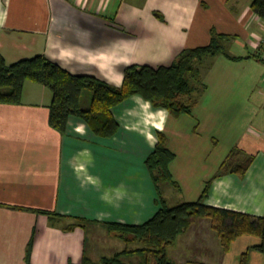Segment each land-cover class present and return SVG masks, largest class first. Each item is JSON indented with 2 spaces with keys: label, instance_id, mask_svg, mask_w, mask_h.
<instances>
[{
  "label": "crops",
  "instance_id": "1",
  "mask_svg": "<svg viewBox=\"0 0 264 264\" xmlns=\"http://www.w3.org/2000/svg\"><path fill=\"white\" fill-rule=\"evenodd\" d=\"M205 1L206 6L201 0H0V52L9 64L42 54L73 74L116 86L128 65H170L184 48L209 43L213 31L248 49L231 55L261 52L264 19L253 0ZM223 55L211 74L201 67L208 88L195 92L193 114L176 117L134 95L114 108L120 129L111 138L97 136L77 117L70 118L65 134L54 128L53 94L42 83L27 81L20 104L0 103V264H81L85 254L99 260L126 248L106 223L140 224L159 209L146 165L158 131L176 153L170 168L185 201L200 197L235 146L254 154L245 176L216 177L205 201L264 215V64L257 57ZM236 66L256 70L249 83L250 113L238 102L249 84L234 78ZM251 127L257 132L250 133ZM167 183L159 184L166 201ZM71 223L76 227L67 229ZM259 242L245 234L223 252L203 218L178 236L168 254L177 264H240L241 254ZM104 244L121 249L106 254L100 250ZM249 264H264V254L252 250Z\"/></svg>",
  "mask_w": 264,
  "mask_h": 264
},
{
  "label": "trees",
  "instance_id": "2",
  "mask_svg": "<svg viewBox=\"0 0 264 264\" xmlns=\"http://www.w3.org/2000/svg\"><path fill=\"white\" fill-rule=\"evenodd\" d=\"M201 3L205 6L207 4L205 0H201ZM252 8L264 19V0H253ZM228 36L213 31L209 43L184 48L170 65L130 64L125 68L121 86L94 75L73 74L42 54L9 64L0 52V103L20 104L27 81L42 83L53 94L49 122L54 128L65 134L70 118L77 117L84 120L101 138H111L118 133L120 124L113 110L134 95H140L154 107L164 108L176 117L185 113L193 114L197 98L191 94L202 93L208 88L201 70V64L207 56L225 54L233 60L257 57L262 61L261 52L246 56L231 55L224 44L225 40H230L225 39ZM87 91H90L91 97L85 103ZM187 95L191 97L185 100ZM157 137V144L147 157L146 165L158 188L159 209L150 219L140 224L106 223L111 232L126 242V248L99 260L85 254L81 264H130L124 261V257L133 255L140 256L139 262L135 264H177L170 259L168 248L176 243L181 233L203 218L210 220L223 252L230 251L233 242L242 235L253 234L260 238L259 243L249 246L241 254L240 264H249L252 250L264 254V215L218 207L205 201L216 177L228 173L245 176L255 155L238 147L233 148L218 172L206 180L197 200L170 206L162 196L159 184L168 182L180 188L170 168L176 153L168 147V137L164 131H158ZM242 153L244 155L240 156ZM37 211L55 216V213L49 211ZM79 224L85 226L83 222ZM76 225L71 223L67 229H73ZM132 244L137 245L132 247ZM31 251L32 245L28 248V260Z\"/></svg>",
  "mask_w": 264,
  "mask_h": 264
},
{
  "label": "rangeland",
  "instance_id": "3",
  "mask_svg": "<svg viewBox=\"0 0 264 264\" xmlns=\"http://www.w3.org/2000/svg\"><path fill=\"white\" fill-rule=\"evenodd\" d=\"M234 38L235 37H233L230 40L225 41V45L227 47V50L230 53H232V54L233 53L240 54V52H243L244 53V50H248L247 48L244 49V48H239V46H236V44H234L235 43L234 41H236V39H234ZM219 57H224V55L223 54H220V55H217L215 58L212 57V56H207L206 57V59H207L206 60V63H204V65L201 66L202 69H206L207 73L210 71V74H211V68L215 66V63L217 62V59H220ZM227 63H229V62H227ZM251 63H253L254 65H256V63H254V62H251ZM261 63H263V61L260 62V65H263L264 64V63L263 64H261ZM257 66H258V64H257ZM235 68H236V72L234 74L235 75L234 78L236 80L243 81V82L246 81L247 84H249V83L252 84L255 81V79H254V77L256 76V70L255 69H252V68H250L248 66L247 67L246 66L245 67L242 66L240 68H239V66H236ZM203 81H206L204 77H203ZM251 84H249V86L246 89V91H244V93H242V98H241L242 101L241 100L238 101L241 104L246 105V108L248 109V113H250V111H252V108H251V100H250V86H251ZM191 95H192V97H194L195 96V92L192 93ZM191 95H187L185 97V100L186 99H189L191 97ZM89 97H91V93H90V91H87L86 92V95H85V98H84L85 103L88 102V100L90 99ZM252 119H253V116L250 115V114H248V121H249V123L252 122ZM249 132L250 133H255V132H257V129H255V127H251L249 129ZM235 147H238V146H235ZM238 148L242 149L241 147H238ZM243 155L244 154L242 153L240 156H243ZM163 185H164V188H162V191L165 192L164 195H167L166 196L167 197V200H168L167 202H168V204L170 206H174V205H177V204L185 201V199H183L184 198L183 197L184 195L181 194V192H179L178 189H176L175 186H172L170 183L163 184ZM164 189H166V190H164ZM118 243H119V246L121 244H123V247H122V249H123L124 248V242H121L120 241ZM136 245L137 244H132L131 246L134 247ZM101 247H102V250L106 254H109V253L112 254L116 250H120L121 249V247H118L117 245H116V247H112V246H109L108 247L106 244H104V245L100 246V250H101ZM185 256H189V255L187 254ZM139 260H140V256H138V255L130 256V257H124V261H126L127 263H130V264L131 263L132 264H135V263L139 262Z\"/></svg>",
  "mask_w": 264,
  "mask_h": 264
},
{
  "label": "built area",
  "instance_id": "4",
  "mask_svg": "<svg viewBox=\"0 0 264 264\" xmlns=\"http://www.w3.org/2000/svg\"><path fill=\"white\" fill-rule=\"evenodd\" d=\"M259 46L261 47L262 61L264 63V37L260 40Z\"/></svg>",
  "mask_w": 264,
  "mask_h": 264
}]
</instances>
